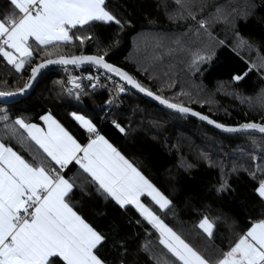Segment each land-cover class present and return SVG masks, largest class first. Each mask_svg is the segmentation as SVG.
<instances>
[{"label":"trees","instance_id":"trees-1","mask_svg":"<svg viewBox=\"0 0 264 264\" xmlns=\"http://www.w3.org/2000/svg\"><path fill=\"white\" fill-rule=\"evenodd\" d=\"M106 3L122 27L114 22H95L87 29L85 34L90 38L83 45L74 41L53 51L69 56L104 55L106 61L126 70L154 94L218 123H264L259 101L264 96V0H207L208 7L197 13L198 19L210 18L219 7L220 14L231 21L212 25L215 40L207 47L190 32L185 35L190 20L169 19L177 8L174 0ZM11 10L8 0H0V14ZM177 38L187 42L184 51L173 43ZM220 40L224 43H217ZM33 48V57L19 72L0 56V92L24 88L32 67L46 58L34 42ZM195 50L211 58L194 68L190 62ZM238 75L242 79L234 80ZM65 86L64 72L49 69L27 97L0 102V116L6 114L10 125L18 117L41 124L40 117L50 113L81 144H86L89 136L71 113L90 119L100 134L171 201V206L160 211L150 198L143 197L142 201L206 256H220L253 222L264 219V200L255 192L264 180V135L223 134L131 90L113 102L107 91L87 87L77 98V91L66 93ZM111 103L114 107L107 112ZM113 121L125 131L120 132ZM15 127L17 136L13 137L0 120V141L26 160L31 161L33 155L42 157L38 145L27 139L23 129ZM21 135L26 138L24 144L19 142ZM63 174L78 185L69 194L75 210L107 238L100 249L107 264H172L175 258L159 244L158 233L134 206L121 208L98 193L75 162ZM222 179L227 187L217 191ZM205 217L213 224L211 236L199 227Z\"/></svg>","mask_w":264,"mask_h":264},{"label":"snow or ice","instance_id":"snow-or-ice-1","mask_svg":"<svg viewBox=\"0 0 264 264\" xmlns=\"http://www.w3.org/2000/svg\"><path fill=\"white\" fill-rule=\"evenodd\" d=\"M174 2L177 8L169 19L173 22L190 20L192 23L185 25V35L190 32L205 47L215 40L210 30L214 23L221 20L231 23L226 15L220 14L219 7L216 14H209L210 18L198 19L197 13H203L208 7L207 0ZM8 3L12 10L0 14V56L19 72L33 57L34 42L36 50L43 52L46 58L32 67L30 79L46 65L79 66L90 62L108 73H115L169 109L190 113L224 132L254 130L264 134V123L228 126L180 103L154 95L127 72L107 63L104 55L69 56L53 51L60 44L74 41L83 45L90 38L85 34L87 29L95 22H114L122 27V21L108 10L106 0H8ZM173 43L178 50L184 51L187 42L177 38ZM217 43L223 44L224 41ZM53 55L55 59L51 58ZM191 56L190 63L194 68L211 58L201 50L191 51ZM233 79L239 81L242 77L238 75ZM77 80L71 77L70 83L79 98L82 88ZM28 86L26 83L18 91L23 93ZM119 91L123 92L124 88L120 87ZM71 92L69 89V94ZM12 95L14 93L0 92V97ZM259 101L260 107L264 108V96ZM71 115L88 133L86 144L79 143L50 113L40 117L46 130L19 117L10 125L6 114L0 116L7 132L16 137L15 126H19L27 133V139L38 145L44 154L40 158L33 155L29 161L0 141V264H107L100 254L107 241L106 236L79 214L71 203L69 194L78 185L75 180L66 178L63 171L73 162L87 174L90 178L87 183L95 186L98 193L111 198L121 208L127 205L135 207L158 233L159 244L175 258L172 264H264V219L253 222L220 256L204 255L169 227L156 211L142 202V198H150L160 211L170 209L171 201L100 134L90 119L76 112ZM113 123L120 132L125 131L119 123ZM18 139L21 144L25 143L24 136ZM226 187L227 182L222 179L217 191ZM255 192L264 200V180H260ZM199 227L212 235L213 224L207 217L201 219Z\"/></svg>","mask_w":264,"mask_h":264},{"label":"built area","instance_id":"built-area-1","mask_svg":"<svg viewBox=\"0 0 264 264\" xmlns=\"http://www.w3.org/2000/svg\"><path fill=\"white\" fill-rule=\"evenodd\" d=\"M54 69L64 72L66 76V93H69V89L77 91L73 88V84L70 83L71 77L78 78L76 82L81 84L82 90L88 87L109 92L113 102H116L121 95L130 91V88L123 82L95 65L84 64L79 66L56 67ZM89 77H91V79H89ZM120 87L124 88L123 92L119 91Z\"/></svg>","mask_w":264,"mask_h":264},{"label":"water","instance_id":"water-1","mask_svg":"<svg viewBox=\"0 0 264 264\" xmlns=\"http://www.w3.org/2000/svg\"><path fill=\"white\" fill-rule=\"evenodd\" d=\"M86 55H93V54H86ZM55 58H56V57H55ZM55 58H53V59H55ZM105 61H106V60H105ZM106 62L109 63V64H111V63L108 62V61H106ZM40 63H41V62H40ZM38 64H39V63H38ZM84 64H90V65H93V64H91L90 62H86V63H84ZM84 64H81V65H84ZM112 65H113V64H112ZM69 66H75V65H59V64H50V65H46L44 68L40 69V70L38 71L37 75H36L34 78H32V79H30V76H31V71H30V74H29V76H28V78H27V80H26V83H27L29 86L24 90V92H23V93H20L19 91H17V92H14V95H12V96H4V97H0V102H2V103H12V102H17V101L22 100L23 98L27 97V96H28V95L34 90V88L37 86V84H38V82H39V80H40L41 75H42L45 71H47V70H49V69H52V68H56V67H69ZM95 66H96V65H95ZM113 66H114V67H117V68H120V67H118V66H116V65H113ZM97 67H98V66H97ZM120 69L123 70V71H125V72H127L126 70H124V69H122V68H120ZM103 70H105V71L107 72L106 69H103ZM107 73H108V72H107ZM127 73H128V72H127ZM109 74H111L112 76H114L115 78H117L118 80H120L121 82H123L125 85H127V86L130 88V90L133 91L134 93H136V94H138V95L144 97L145 99H147V100H149V101H151V102L157 104L158 106H160V107H162V108H164V109H166V110H168V111H170V112L177 113V114H181V115H185V116H187V117H190V118H192V119H195L196 121H199L200 123H203V124H205V125H208V126L214 128V129L220 131V132L223 133V134H227V135H237V134H245V133H256V134H261V133H259V132H257V131H254V130H250L249 132H241V133H227V132H224L223 130L216 128L214 125H210V124H208L206 121H202V120H200L198 117L192 116L190 113H189V114H183V113H180V112H178V111H176V110H174V109H169L166 105H162V104H160L159 101L155 100L152 96H148L146 93H144V92H140L138 89L133 88L131 85L127 84L126 81L122 80V79H121L119 76H117L115 73H109ZM128 74H129V73H128ZM129 75H130V74H129ZM26 83H25V84H26ZM154 95H156V94H154ZM185 107H187V106H185ZM189 108H190V107H189ZM191 109H192V108H191ZM192 110H194V109H192ZM194 111H196V110H194ZM196 112H198V111H196ZM199 113H200V112H199ZM201 114H202V113H201ZM203 115H204V114H203ZM209 118H210V117H209ZM210 119H212V118H210ZM212 120H213V119H212ZM214 121H215V120H214ZM228 126H238V125H228ZM261 135H264V134H261Z\"/></svg>","mask_w":264,"mask_h":264},{"label":"crops","instance_id":"crops-1","mask_svg":"<svg viewBox=\"0 0 264 264\" xmlns=\"http://www.w3.org/2000/svg\"><path fill=\"white\" fill-rule=\"evenodd\" d=\"M25 66H26V63H25V65H24V67L20 70V71H22L24 68H25ZM48 114V113H47ZM53 116V115H52ZM54 117V116H53ZM55 118V117H54ZM56 119V118H55ZM57 120V119H56ZM42 121V120H41ZM58 121V120H57ZM35 124H37V123H35ZM37 125H39L40 127H42V128H45V130H46V125L44 124V122L42 121V123L41 124H37Z\"/></svg>","mask_w":264,"mask_h":264},{"label":"rangeland","instance_id":"rangeland-1","mask_svg":"<svg viewBox=\"0 0 264 264\" xmlns=\"http://www.w3.org/2000/svg\"><path fill=\"white\" fill-rule=\"evenodd\" d=\"M90 37V36H89ZM114 107V105L111 103L110 106L108 107L107 112L111 111V109ZM143 202V201H142Z\"/></svg>","mask_w":264,"mask_h":264}]
</instances>
